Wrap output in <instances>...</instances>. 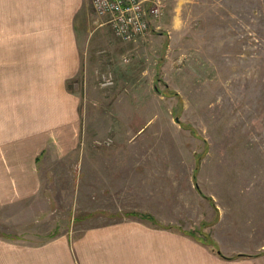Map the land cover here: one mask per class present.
<instances>
[{
	"label": "rangeland",
	"instance_id": "374dc122",
	"mask_svg": "<svg viewBox=\"0 0 264 264\" xmlns=\"http://www.w3.org/2000/svg\"><path fill=\"white\" fill-rule=\"evenodd\" d=\"M164 1L151 36L123 43L95 26L92 0H0L6 58L28 20L42 37L60 30L48 10L61 6L89 36L81 62L101 51L94 89L79 92L80 141L40 165L52 222L36 229L67 250L57 264L69 250L72 264H264V0ZM0 240L46 243L19 225Z\"/></svg>",
	"mask_w": 264,
	"mask_h": 264
},
{
	"label": "crops",
	"instance_id": "0c3cea01",
	"mask_svg": "<svg viewBox=\"0 0 264 264\" xmlns=\"http://www.w3.org/2000/svg\"><path fill=\"white\" fill-rule=\"evenodd\" d=\"M61 9L65 7L48 10V14L56 10L59 15L56 19L62 23L58 24L62 25L60 30L52 31V37L37 34L34 28H29L28 20L24 32L21 28L15 31L17 43L24 45L22 50L17 47L15 54L9 53L8 58L4 56L7 52L5 47L0 50V225H19L22 233L30 238L39 236L46 239L43 246L33 247H16L14 242H1L0 264H57L61 261L57 259V251L62 252L65 248H58L51 241L56 237L54 229L45 232L36 229L38 223L46 226L52 222L48 209L42 210L41 203H47L41 194L42 187L48 184V180L43 179L40 165L43 157L47 158L51 153L59 156L71 154L80 141L82 107L88 102L79 92L95 87L93 78L99 70H94V59L101 52L96 45L104 40L97 37L94 47L99 51L91 56L87 67L81 62L79 46L83 47L89 36L85 31L84 38L80 40L74 32L76 12L74 17L63 19ZM19 20L17 18L15 22ZM95 20L98 28L111 29L106 20L96 16ZM17 25L23 27L20 22ZM3 37L1 33V41ZM99 75L100 80L106 77ZM79 78L80 90L71 92L68 84ZM17 240L20 242L19 238ZM86 241L90 243L92 240L87 237ZM64 251L67 253L66 249ZM69 255L68 262L72 264V250L68 251ZM176 262L179 264L178 254Z\"/></svg>",
	"mask_w": 264,
	"mask_h": 264
},
{
	"label": "built area",
	"instance_id": "2783aa9c",
	"mask_svg": "<svg viewBox=\"0 0 264 264\" xmlns=\"http://www.w3.org/2000/svg\"><path fill=\"white\" fill-rule=\"evenodd\" d=\"M92 8L97 18L106 20L118 40L137 43L151 36L152 26L163 18L165 1L92 0ZM124 61L129 62L128 59ZM113 83L107 78L105 85Z\"/></svg>",
	"mask_w": 264,
	"mask_h": 264
},
{
	"label": "trees",
	"instance_id": "16d2710c",
	"mask_svg": "<svg viewBox=\"0 0 264 264\" xmlns=\"http://www.w3.org/2000/svg\"><path fill=\"white\" fill-rule=\"evenodd\" d=\"M218 254H219L220 256H222L221 252H218ZM223 257H224V256H223ZM223 259H225V258H223ZM227 260H232V259H227Z\"/></svg>",
	"mask_w": 264,
	"mask_h": 264
}]
</instances>
